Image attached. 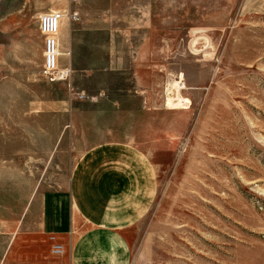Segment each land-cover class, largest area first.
<instances>
[{"label":"rangeland","instance_id":"374dc122","mask_svg":"<svg viewBox=\"0 0 264 264\" xmlns=\"http://www.w3.org/2000/svg\"><path fill=\"white\" fill-rule=\"evenodd\" d=\"M64 9L88 22L60 56L71 87L38 57ZM111 174L129 184L107 201ZM74 211L128 264H264V0H0V264L16 241L17 264L41 257L44 221Z\"/></svg>","mask_w":264,"mask_h":264},{"label":"crops","instance_id":"0c3cea01","mask_svg":"<svg viewBox=\"0 0 264 264\" xmlns=\"http://www.w3.org/2000/svg\"><path fill=\"white\" fill-rule=\"evenodd\" d=\"M88 22L86 20L80 21H64L60 29L58 38L60 42V55H81V38L86 37L88 33ZM39 26V25H38ZM39 29V28H38ZM92 31V30H89ZM99 37L108 35L105 27H99L93 30ZM40 33V35H39ZM40 43L38 49V57L41 63L44 61V38L39 30L37 33ZM61 56V57H62ZM43 65V64H42ZM42 71V69H41ZM74 74L75 70L71 68ZM43 77V76H42ZM44 78V77H43ZM44 80L49 83L45 78ZM106 152H109V148ZM102 149V150H104ZM99 152V151H98ZM114 152H111L113 154ZM93 159V158H90ZM105 166V165H103ZM135 166L125 173L124 176L134 172ZM107 171L103 169L102 172ZM85 172H80L72 180V187L80 192L85 186L86 177ZM129 184L127 179H122L118 175H108L101 181V189L107 196V201L121 198L125 187ZM87 186V184H86ZM120 195V196H119ZM78 197V198H77ZM74 197L73 207L82 204L80 195ZM52 217H47L43 224V234H46L48 239L45 245L46 252L40 257L35 254L34 245L31 246V260L30 264H128V248L127 244L121 240L118 232L111 231L104 227L84 226V229L79 227L83 225L80 213L74 211L72 216L62 215L60 213H52ZM50 218V220H48ZM54 238V240H52ZM16 240V238H15ZM54 244H60L64 247L65 253L62 257H55L52 254ZM14 248L16 256L15 262L19 263L20 253L24 252L23 247L19 242H14L11 248ZM34 249V250H33ZM39 258H41L39 262Z\"/></svg>","mask_w":264,"mask_h":264},{"label":"built area","instance_id":"2783aa9c","mask_svg":"<svg viewBox=\"0 0 264 264\" xmlns=\"http://www.w3.org/2000/svg\"><path fill=\"white\" fill-rule=\"evenodd\" d=\"M80 20L79 12L71 9L50 10L39 18V30L44 38V61L41 75L49 83H64L71 87V69L61 68L59 65L60 42L58 35L64 21L76 22ZM64 253L65 249L62 245L54 244L52 254L55 257H62Z\"/></svg>","mask_w":264,"mask_h":264},{"label":"bare ground","instance_id":"6f19581e","mask_svg":"<svg viewBox=\"0 0 264 264\" xmlns=\"http://www.w3.org/2000/svg\"><path fill=\"white\" fill-rule=\"evenodd\" d=\"M58 56H59V60H60V56H61V55H58ZM181 85H182V84H181ZM172 103H173V102H172Z\"/></svg>","mask_w":264,"mask_h":264}]
</instances>
